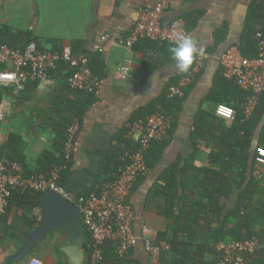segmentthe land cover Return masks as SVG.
<instances>
[{
	"label": "crops",
	"instance_id": "1",
	"mask_svg": "<svg viewBox=\"0 0 264 264\" xmlns=\"http://www.w3.org/2000/svg\"><path fill=\"white\" fill-rule=\"evenodd\" d=\"M159 1L0 0V39L6 42L10 41L11 35L20 36L19 40L23 42L26 34L37 40L40 48L46 51L59 52L68 46L79 55L89 53L95 56L93 46L102 36L109 37L104 52L100 54L105 77L94 96L71 92L66 72L58 71L46 82L29 84L17 99L11 116L5 122H0V135L4 142L0 150L5 149L11 135L18 136L21 142L9 149L12 154L10 160L18 162L25 174L43 170L39 159L44 152L53 150L56 123L62 121L63 116H68L70 106L76 105L82 110L80 131L69 172L61 179V186L70 197L76 198L94 191L104 181V163L110 155H117L121 145L118 139L124 132L125 139L127 123L139 110L157 103L167 87L176 84L179 77L185 74L178 73L175 68L170 51L173 46L144 42L134 46L131 51L123 46V38L134 27L140 9L152 8ZM254 1L173 0L165 13V22L182 20L188 36L200 49L199 53H210L211 59L194 85L185 90L179 109L173 108L172 114L169 113L170 132L160 159L149 170L147 177L132 189L129 201L134 211L133 229L137 236L146 227L156 241L159 233L173 225L160 214L167 198L162 195L150 197L153 187L163 184V174L173 171L180 193L182 183L197 177L198 170H219L210 164L209 158L213 150L212 138L221 136V122L212 118L214 104L208 97L219 70V56L240 44L248 9ZM125 60L132 62L134 82L117 83L113 80L114 72ZM8 95V91L0 87V99ZM254 113L250 116L255 121L254 125L251 123L250 136L240 146H232V152L236 154L242 152L241 148L246 149L248 167L243 170L236 165L231 170H223L234 192L230 199H223L222 203L225 211H228L242 201L244 206L240 210V217L252 221L250 226L253 231L264 239V167L254 162L256 148H264V113L260 116ZM197 116L200 119L198 122ZM233 158L241 160L237 155ZM188 186L192 189L189 194H194L196 190L193 184ZM239 195H244V198L239 200ZM31 203H21L18 196L14 197L7 213L0 219V264H29L32 259L42 264H79L66 254L73 247L78 249L72 250L71 255L78 259L77 255L83 254V264H86L89 235L81 217V234L77 221L69 220L61 226V230L48 233L30 254L20 260L14 259L43 216L42 209ZM177 205L178 202L176 210ZM222 219L207 223L201 221L200 227L205 229L201 231L198 242L205 244L211 241V233L206 227L215 229L221 225ZM231 224L229 221L227 226ZM143 249V243L139 241L132 250L130 258L135 264H177L167 257L164 262L153 260ZM195 250L191 249L186 264L214 263L216 257L208 248L199 252Z\"/></svg>",
	"mask_w": 264,
	"mask_h": 264
},
{
	"label": "built area",
	"instance_id": "2",
	"mask_svg": "<svg viewBox=\"0 0 264 264\" xmlns=\"http://www.w3.org/2000/svg\"><path fill=\"white\" fill-rule=\"evenodd\" d=\"M173 0H160L152 8H142L138 13L134 27L124 36L123 46L131 51L142 42L167 44L175 46L177 40L188 32L182 20L165 22V13ZM256 56L247 58L237 47L224 51L218 59L220 76L234 83L246 98L242 104L244 121L248 120L258 106L264 94V40L256 36ZM109 41L102 36L93 46L94 53H103ZM211 59L207 52L199 53L191 69L176 84L165 91V100L170 102L181 99L186 89L196 81ZM132 62L125 60L114 72L113 80L117 83H132ZM66 72L69 90L74 93L96 94L102 80L92 72L89 58L85 54L74 53L71 47H63L59 52H50L40 48L32 41L24 48H13L0 45V87L9 89V95L0 99V122H5L12 114L17 99L29 84L46 82L51 74L60 68ZM215 114L226 123L231 124L235 118L234 110L219 104ZM171 115L161 111L146 117L144 120L128 122L126 125L127 141L138 144L136 150L126 143L117 152L118 164L109 180L103 181L94 191L86 195L70 197L61 186V175L71 164L75 143L80 131L77 119L66 130L63 144L62 164L54 165L47 174H25L22 166L5 157H0V219L7 213L13 192L42 195L51 191L72 201L80 211L85 231L89 235V252L86 264H103L104 249L108 244L115 248L119 258L139 241L153 260H159L164 251L170 249L167 243H156L151 231L144 227L140 236L133 229L134 211L130 204V195L134 185L147 177L149 169L145 153L152 142H163L169 137ZM0 135V148L3 146ZM254 162L264 167V148H256ZM215 264H253L264 251V239L253 237L246 241H219L214 246ZM29 264H42L32 259Z\"/></svg>",
	"mask_w": 264,
	"mask_h": 264
},
{
	"label": "trees",
	"instance_id": "3",
	"mask_svg": "<svg viewBox=\"0 0 264 264\" xmlns=\"http://www.w3.org/2000/svg\"><path fill=\"white\" fill-rule=\"evenodd\" d=\"M258 34H260L264 40V0H255L248 9L246 24L241 35L240 44L237 47L243 56L247 58H254L256 56V36ZM1 35L2 33L0 32V37ZM25 36L26 38L22 42L19 40L20 36L11 35L10 41L8 42H6L7 40L0 39V45L5 44L13 48H24L28 43L32 41L38 44L37 40H35L33 37H30L26 34ZM146 43L152 42L146 41ZM72 50L74 53H77L75 49ZM96 54L97 55L92 56V54L85 53V55L89 58V66L92 72L95 74V76L102 80L105 77L104 65L102 59L100 58V53ZM63 69L64 68L62 67L58 71H63ZM55 73H52L51 77ZM183 75H181V77ZM199 75L197 76L196 80L198 79ZM181 77H179V79ZM6 90L9 93V89ZM76 94L86 95L90 97L95 95L84 93ZM245 98L246 94L242 92L234 83L223 79L220 76V71L218 70L216 79L214 81V88L212 89L208 100L214 104L212 118L217 119L221 122L220 127L222 133L220 137L212 138L213 150L209 158L210 164L218 168L219 170H213L209 168L198 170L197 177H195L191 181L182 183L183 190L182 187H180V193L177 186V180L176 178H174L173 171H171L169 173L163 174L161 179L163 183L162 185L158 184L151 190L150 197L162 195L167 198L165 207L160 211V214L173 223V225L170 226L165 232L159 233L157 235L156 243H167L170 246V249L168 251H164L161 253L159 258L161 262H164L165 258L167 257L173 260L174 263L176 262L177 264H186L189 256L191 255V249L195 248V251L199 252L201 249H207L209 245L211 246V252H213L216 257L213 246L219 241H246L253 237L263 239L258 233L253 231L252 227L250 226L252 221H250L246 217H240V210L244 206L242 201L237 202L236 206L228 211H225L224 204L222 203L223 199H230L234 192L229 178L224 177L223 170H231V168L235 167L236 165L241 166L242 169L245 170L247 169V165L249 164V160L246 156L247 151L245 148H241L242 152H239L238 154L232 152V149L234 148H232V146H240V144H242L244 140H246L247 137L250 136L252 127L255 124V121L251 118L250 120L244 121V116L242 114V104ZM180 100L181 99L176 98L170 102H166L164 94V96L157 103L139 110L130 122H134L136 120H144L146 117L161 111H167L168 113L172 114L173 108L179 109L178 106ZM219 104L229 106L234 110L235 118L230 125H228V123L226 124L224 120L216 116L215 108ZM81 111L82 110L80 108L78 109V106L76 105L70 106L68 116H63V120L59 123H56V136L54 140L53 150L52 152L47 151L43 153V155L39 159V163L43 165V170L35 174H47L52 166L63 163V144L66 140V130L75 119H77L80 123V119L82 116ZM263 113L264 94L260 97L258 106L255 108L254 114H258V116H260ZM173 115L175 116V113H173ZM199 120L200 119L197 116L196 122H198ZM251 123L253 125H251ZM123 136L118 139L120 144L126 143L130 149H132L133 151L136 150L138 144L133 141H127V139H124ZM17 142H21L20 138L18 136L11 135L8 142L5 144V149L0 150V157L11 159L12 154L11 152H9V149L13 145H16ZM166 142L167 141L152 142L150 144L149 149L145 153V161L149 170L153 169V167L160 159ZM235 155L240 156L241 160H234L233 157ZM117 164V155H110L109 159L104 163V165L106 166V171H104L106 174V178L104 179V181L110 179L117 167ZM250 164H252V161ZM112 166L113 168L111 169ZM69 168L70 165L68 166L67 170L62 173V180L69 172ZM144 179H140L137 183L141 182ZM242 179L243 181L245 180L244 176H242ZM188 184H193V189L196 190L194 194H189L192 189L190 188V186H188ZM87 193L88 192L83 193L79 196L86 195ZM17 196L19 197L21 203H26L29 205L32 202L31 205L39 206V196L35 198L28 193L20 192H13L10 198V203L13 201L14 197ZM243 198L244 195H239V200H242ZM191 201H193V203ZM177 202L178 209L176 210L175 207ZM210 218L211 220H209ZM219 218H223L219 227L215 229L206 227V229H208L209 231L208 233H211V241L205 244L200 241L198 242L201 231L205 229V227H200V222L202 221L204 223H207L208 221H213L215 219L217 220ZM229 221L232 222L230 227V224L227 226V223ZM134 248L130 249L124 255V257L119 258L115 253L114 246L108 244L104 249L103 264H135L134 260H131L130 258V255ZM215 262L216 258L213 264H215ZM253 264H264V251L259 254L258 259L253 260Z\"/></svg>",
	"mask_w": 264,
	"mask_h": 264
},
{
	"label": "water",
	"instance_id": "4",
	"mask_svg": "<svg viewBox=\"0 0 264 264\" xmlns=\"http://www.w3.org/2000/svg\"><path fill=\"white\" fill-rule=\"evenodd\" d=\"M39 207L42 209L43 216L38 227L26 237L23 247L15 255V260H20L30 254L32 249L40 242L45 236L54 231L61 230V226L69 222V220H76L82 233L83 227L80 223V211L77 206L67 198L61 197L51 191L44 192L39 199ZM78 249L73 247L69 248L66 252L67 256L72 258L74 262L83 264V254L77 255L76 259L72 254V250ZM76 260V261H75Z\"/></svg>",
	"mask_w": 264,
	"mask_h": 264
},
{
	"label": "clouds",
	"instance_id": "5",
	"mask_svg": "<svg viewBox=\"0 0 264 264\" xmlns=\"http://www.w3.org/2000/svg\"><path fill=\"white\" fill-rule=\"evenodd\" d=\"M170 51L175 60V68L178 73H187L191 69L200 49H198L191 36L185 35L177 40Z\"/></svg>",
	"mask_w": 264,
	"mask_h": 264
},
{
	"label": "rangeland",
	"instance_id": "6",
	"mask_svg": "<svg viewBox=\"0 0 264 264\" xmlns=\"http://www.w3.org/2000/svg\"><path fill=\"white\" fill-rule=\"evenodd\" d=\"M209 244H210V243H209ZM209 244H208V245H209ZM210 247H211V246H210ZM208 250H210L209 247H208ZM210 252H211V250H210Z\"/></svg>",
	"mask_w": 264,
	"mask_h": 264
}]
</instances>
